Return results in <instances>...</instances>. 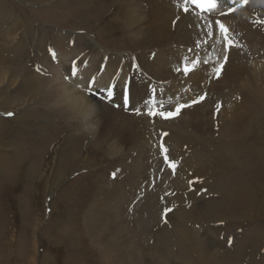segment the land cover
I'll list each match as a JSON object with an SVG mask.
<instances>
[{
    "label": "rangeland",
    "instance_id": "1",
    "mask_svg": "<svg viewBox=\"0 0 264 264\" xmlns=\"http://www.w3.org/2000/svg\"><path fill=\"white\" fill-rule=\"evenodd\" d=\"M7 1L11 3V5L9 4L10 9L20 11L22 16L32 17L39 27L36 34L38 35L39 32L37 41L34 40L36 37L31 34L33 31H30L34 44H39L35 46L33 44L30 47L28 44L26 45L25 41L14 47L18 58L25 54L24 66L26 70L37 80L39 78L42 81V76L46 75V62L52 56L49 49L54 51L58 45L62 44L68 58V64L64 63L67 64L64 70L70 73L72 65H76L83 58V49L78 46L82 45V41L81 39H77V41L71 39L73 42L71 44L69 37L58 38L55 35L64 30L70 34L78 36L83 34L86 37H89L90 33L84 28L73 32V28L83 27V25L71 24V21H68L71 16L69 12L71 6L69 8L68 6L67 8H51L46 4L41 5L44 0H32L33 3L24 4L19 0ZM116 1L118 0H108L104 4L98 2L97 7L88 8L85 11L81 9L85 7L81 2H79L80 4L76 3L77 6L74 7L77 12L80 11L95 18L107 17V12H113V9L117 13L128 14L126 5L128 4L127 8L128 6L130 8L132 0L120 1L118 6ZM142 1H136V8L142 9V11L152 8L151 5H148L150 8L138 6V3ZM250 1L247 0L246 4H242L247 10L246 13L238 14L239 17L242 16L245 19L246 23L242 21L243 24H241L236 21L239 24H234L232 17L233 14H237L236 12L243 9L242 5L239 6L241 9L237 7L238 9L234 13L228 14V17L220 18L216 15L214 19L219 18L230 30L229 35L233 37L240 38L241 33L249 30H259L260 34L264 36V10L257 11L258 7H252ZM252 1L257 5L261 4L259 0ZM181 2L183 0H179L175 4L170 2L171 5L176 6V10H181L177 14L178 17L174 14L175 16L173 15L170 19L172 22L169 20L171 26L180 18L181 13L186 15L183 13V8L181 9L184 7ZM145 3V1L142 3L144 7ZM52 4L54 3L52 2ZM192 14L196 16L194 13ZM124 20L128 32L129 26L132 25L129 24L125 16ZM55 23L70 25L72 28ZM137 23L135 20L133 21L134 37L140 35L139 38H142L144 35V31L140 27L142 23L140 22V25ZM2 25L0 23V34L3 33ZM235 27H238L239 30ZM190 28L188 27V29ZM118 31L119 41L117 44L119 45L117 46H114L112 41L100 40L96 35H91L99 44L104 43L105 48L111 49L108 52L117 53L121 57L127 56L132 59V65H137L133 61V56H135L134 53L139 52V48L133 46L130 40L120 38V35L126 34L124 30ZM128 34L132 37L131 32ZM220 35L223 34L217 31L216 37L220 38ZM240 39L249 51L251 49V53H255L248 56L256 63L243 66L241 60H233L229 67L238 66L245 69L243 71L245 80L237 79V81L225 78L224 69L221 70V74L217 78L212 69L218 63L214 64V61L211 64L209 62L205 64L203 61H209V59L199 58L210 54L203 49L205 44L197 47L196 42L192 41L191 43L190 40H179L164 46L170 50L166 53L162 51L165 55L174 51L177 57L168 61V64H163V67L167 68L166 81L150 78L149 73L133 81L129 80L133 87L139 88L136 91L133 88L135 95L131 100L137 106H140L138 102L145 94L143 90L149 88L152 89L151 92L158 94L162 105L167 104L168 107H174L169 110L172 112H175L177 105L191 104L198 96L207 94L205 99L199 103L182 108L179 114L168 118L154 116L151 120L147 119L138 123L133 141L139 145L137 142L139 140L135 138L139 132L142 133L141 136H144L143 142L141 141L145 144L144 146H147L144 140L148 138L149 147H145L146 150H150L148 161L154 163L153 159H156V166L151 168V177L146 178L148 174L145 177V186L139 187L136 191L128 189L129 185H133L130 183L132 180L126 182L123 181V178L130 176V173H135L134 164L137 160L143 159L141 148L139 150L136 147H124V142L122 146L121 143L118 146L110 141L107 127L103 135H98L90 127H87L79 117L63 115L62 119L57 120V116L54 114L52 119L54 122L57 120L58 125L48 122V127H54L53 130H49L51 133H47L48 136L39 135L37 132L34 134L32 129L23 131L26 128L24 125L29 123L24 116L21 118V122L16 123V128H19L21 133L18 134L17 131L14 137L9 138L7 135L15 128V122H11L9 119L13 115H18L19 110H0V148L12 149V146H16L17 149H20L17 154L22 153L31 158V154L40 149H42L41 152L34 154L44 155L45 150H50L49 144L46 142L52 143L65 133L67 138L63 145L68 148L69 144L76 149L71 155L73 158L79 159V161L75 160L76 165L84 159L85 155L80 156V154L83 155L85 151L89 153L88 160H85L86 163L83 166L80 164L78 167L73 163L80 169L72 171L71 175L63 182L62 187L52 196L45 195L43 204H41V194L47 187L43 185V182L38 184L37 178L34 176L29 177L25 173H19L17 168L20 157L15 159L12 155L9 154L11 157L8 155V159L4 162L3 172H0V264H264V44L252 38L250 40L246 37ZM257 39L263 40L264 43V38ZM207 40L211 45L213 40H209V38ZM217 44L223 47L224 41L220 40ZM259 45H263L262 49H258ZM253 47H258L256 51L259 50L261 53L259 62L254 56L258 53L252 52ZM193 48L194 52L189 51ZM178 49L185 51L186 54L181 57ZM161 50L162 48H156L153 53H160ZM13 55L14 53L9 51L5 52L3 57ZM185 57L189 59H185ZM222 57L219 56L218 60L220 61ZM197 58L201 64L198 68L193 69L190 61ZM163 62L165 61L163 60ZM236 63L238 64L236 65ZM226 64L228 62L224 66ZM184 67L192 69L187 76L183 75ZM177 68H180L181 71H176ZM169 70L172 72L168 73ZM50 71L51 69L47 72L50 73ZM160 71L162 69H158L155 73ZM255 71L260 75L255 76L253 74ZM193 74L196 78H193ZM155 75L157 76V74ZM188 76L190 77L188 78ZM244 82L246 86L243 85ZM148 84H158V86L148 87ZM11 86L16 87L17 84ZM9 87V85H4L0 86V89L6 90ZM24 89L26 88L22 87L20 92ZM13 91L8 90L5 93L12 96ZM117 93L114 91V102H110L105 96L102 97L101 104L109 102L113 106L121 105V94ZM30 105H32V101ZM218 106L219 111H217ZM0 107H3V104ZM40 107L43 106L40 105ZM40 107L30 106L29 114H35L36 109L40 111ZM8 113H13V115L9 116ZM39 115L46 116L45 114ZM22 123L23 125H21ZM43 124L45 123L40 121V125L45 126ZM121 129L125 132V124ZM9 130L11 131L8 132ZM14 138L15 143H13ZM161 145L167 149V153L161 151ZM165 155H168L169 163L164 161ZM130 157L135 160L134 163H131ZM11 162L16 163V168ZM171 162L175 163V170L170 167ZM9 164V167L14 168L9 170L7 168ZM121 165L125 170L123 169V173L120 172L118 176L114 177L112 174L115 173L116 167L119 168ZM126 165L127 167H125ZM14 169L15 172H13ZM11 173H16L15 179H12ZM141 173L136 172L137 175H141ZM150 179L151 182L147 184ZM100 192H108L107 195L110 197L127 199L123 204L127 214L125 218V213H123V219L127 223L136 218L140 219L136 222L133 221L137 224L134 223L136 232L135 237H132L135 243L132 241L125 261L120 256L122 249L116 243L111 242L110 236L102 231L94 233L90 229V221L86 214L90 204ZM146 203L150 205L149 210L148 205L144 206ZM42 214L43 216H41ZM99 214L101 215V213ZM37 220L42 226L39 234L36 233ZM48 221L52 227H59L62 223V229L66 228L67 231L70 229L68 236L71 235L69 239L71 249L69 251L64 244L59 245L60 241H55L57 235L51 229L50 232L43 235L42 230L47 226ZM69 225H71L70 228ZM67 237L64 236L63 240ZM44 253H47V257L43 258Z\"/></svg>",
    "mask_w": 264,
    "mask_h": 264
},
{
    "label": "bare ground",
    "instance_id": "2",
    "mask_svg": "<svg viewBox=\"0 0 264 264\" xmlns=\"http://www.w3.org/2000/svg\"><path fill=\"white\" fill-rule=\"evenodd\" d=\"M19 1L22 2L23 4L33 3L32 0H19ZM120 1H123V0L116 1L117 6H118V2ZM136 1L138 2L142 0H132L131 2L132 4L130 3L131 4L130 8L128 6L129 10L127 8L128 4L126 5V12L128 13L129 11L128 14H124L123 12L117 13V11L113 9V12H107L108 18L102 17L101 15H100L101 17L99 18H95L93 16H87L80 11L77 12L76 7H74V6H77L76 3L81 2L82 5L85 6V7H82L81 9L85 11L88 8L90 9L93 7H97V5H99L98 2L104 4L105 2L107 3L108 0H103V1L101 0H44L42 1L41 5L46 4L47 6L51 8L53 7L67 8V6L69 8L71 6V9L69 10V12L72 18L70 16V20L68 21H71L70 22L71 24H82L83 25V27L73 28L72 29L73 32L76 31L77 29L84 28L86 29L87 32H90V33H89V37H86V35H83V34L78 36V35H74L73 33L71 34L67 33L66 30L58 32L57 35H55V37H58V38L69 37L71 44H73L71 39L75 41H77V39H81L82 41V45H78V46H81L83 49V58L76 64L78 65L77 67L78 76L72 77L71 81L65 79V75L66 76L69 75V73L64 70V67H66L68 64V58H67L66 49L64 50L61 44V45H58L56 49L54 50V52L56 53V58L54 59L52 56L48 58L46 62L47 65L45 68L46 75L42 76V81H40L39 78L37 80L32 74H30L26 70L24 66L25 54L22 57L18 58V53L14 50V47H17L20 43H23L25 41H26V45L28 44L31 47L34 44L32 35L36 37L34 38L35 41H37L39 38V32H38V35H36L37 31H39V27L35 24L32 17L30 18L27 16H22L20 11H14L9 8L10 7L9 4L11 5V3H8L7 0H0V15H2L0 16V21L2 22L0 23L3 24L1 26V31L4 33V34L3 33L0 34L1 35L0 36V86H4V85L10 86L6 90L4 88L0 89V105L3 104V107H0V110H3V111L19 110V112L17 113L18 115H15V116L13 115V117L9 119V121L15 122V126H14L15 128L12 131L9 130L8 132L11 131V133L7 136H9V138L14 137L16 135L15 132L17 131L19 134L20 131H19V128L18 129L16 128L17 127L16 123L21 122L22 121L21 118L24 116L29 121V123H26L24 125V127L26 128L23 131L32 129L34 130L33 131L34 134L37 132L39 135L42 134V135L48 136L47 133H51L49 130L50 129L53 130L54 127L52 126L48 127L47 123L50 122L52 125L54 124L58 125L57 120L62 119L63 115H70V116H76V117L81 118L84 124L87 127H90L92 131H95L98 135H103L105 128L107 127L110 141L116 143L118 146L120 143L122 146L124 142V147H131V148L136 147L139 150L141 148L143 159L142 160L140 159V161L137 160V162L134 164V167L136 168L134 171L135 173H130L129 174L130 176L123 178V181H126V182H128L130 179L132 180L130 183L133 185L131 186L129 185V188H128L130 191L132 190L136 191V189H138L139 187L143 188V186H145L146 178L151 177L150 173H152L151 171L152 166H156V159H153L154 163H151L148 161L150 150L145 149V147H149L148 138L145 137L146 140H144L147 146H144L145 144L142 143L143 142L142 139H144L143 138L144 136H141L142 133L140 132L137 133V136L135 137L136 140H139L137 141L139 145H137L133 141L134 140L133 135H134L135 128L138 125V123L140 121H146L147 119L151 120L152 117L154 116L135 115L132 111H125L123 108L113 106L109 102H105V104H101L102 97H105L106 93L96 92L95 94H92V93H87L85 91H82L81 89L84 87L87 81L91 80L92 77H95V79L99 81L100 85H105L109 83L118 85L121 81H124L127 84L129 83V80L133 81L134 79L140 78L149 73L150 78L164 82L166 81L165 72L167 68H164L163 64L166 65L168 64L167 63L168 61L177 58L174 51H171V53H168L165 55L166 51L170 52V50L165 48L164 46H168L173 42H178L179 40H184V41L190 40L191 43L192 41L196 42L197 40L201 39V37H203V30L205 27L204 22L199 21L196 16H193L192 13L191 14L185 13L186 15H182L181 13L180 18H178L175 24L174 25L172 24L173 26L170 25L171 17H173L174 14H176L177 16V14L181 12V10H176V6L171 5V3H174V4L178 3L179 0H169V1L168 0H144L146 2L145 3L146 6L144 7L142 4L144 1L138 3V6H142L143 8L148 7V5L152 6L151 9L144 10V11H142V9L136 8ZM259 1L261 3L259 5H257V3H253L252 0L249 3L252 7H258L257 11L262 12V10H264V0H259ZM52 2L54 4H52ZM181 5H184L183 2H181ZM178 7H181V6H178ZM148 8H150V6ZM182 8L183 7H181V9ZM244 9L245 7H243V9H241L240 12H236L237 14H233L234 16L232 15V17L234 18L233 20L234 24H239L237 23L238 21L241 24L245 22L244 21L245 19L242 18V16L239 17L238 15V14L246 13L247 10L246 9L244 10ZM101 13L103 14V11ZM124 16L126 17V20L129 22V24L132 25L131 27L129 26L128 28V32H131L132 37L129 36L127 32ZM52 17H49V18H52ZM194 18L195 20H192ZM134 20L136 21V23L138 22L137 24H139L140 22L143 24V26L142 24L141 25L139 24L141 29L144 31L143 32L144 35L142 34L143 35L142 38H139L140 35L138 37H134V34H135L133 33V21ZM197 21L200 23L197 24L196 23ZM228 21L231 22L230 20ZM55 24L61 25V26H64L70 29L72 28L70 27V25H65V24L63 25V24H58V23H55ZM188 27H191V28L188 29ZM236 29L239 30L238 27ZM118 30H124L126 32V34L120 35V38L123 37V38L130 40L133 46H135L136 48H139L138 49L139 52L134 53L135 56H133V61L136 62L137 65L135 64L132 65V62H131L132 59H129L127 56L125 57L123 55L125 57L124 58L118 55L117 53H112L111 51L108 52L111 49L108 50L107 48H105L103 46L104 43L99 44L98 41L95 40L94 36L91 35V34L96 35V37L100 40L107 39V41H112L114 43V46H117L119 45L117 44L119 41L118 39L119 31ZM255 30H258V29H255ZM30 31H33L31 33L32 35L30 34ZM116 32H117V35H115ZM238 33L240 34V32ZM240 35H241L240 38L246 37V39L248 40L252 38L264 44L262 42L263 40L257 39V38H264V36L260 34L259 30L258 31H254V30L244 31ZM252 36H255V37L257 36V38L255 37L253 38ZM230 37L235 43L239 44L240 46L229 48L228 60H227L228 64H226L223 68L225 71L223 75L225 78H230L232 80H237V79L245 80L243 76L244 75L243 71L245 69L243 70L242 67L239 68L238 66L229 67V65L232 64L233 60H238V61L241 60L243 66L256 63L254 62V60H252L248 56L249 54L252 55L255 53H251V49L249 51L246 48V45H244L241 42V39L239 37H233L232 35H230ZM207 38L208 37H203L204 40H207ZM209 43L203 45L204 46L203 49L207 50L210 54H206L205 56H200L199 58L201 59L208 58L209 64H211L214 61H215L214 64H216L219 62L218 57L219 56L222 57L224 55V49H223L224 46L223 47L218 46L215 40L211 42V45ZM36 44H39V43H36ZM36 44H34L33 46H35ZM120 45L123 46V44H120ZM262 47L263 45H261L259 48L253 47L252 52L256 51L257 48L262 49ZM156 48H162L161 52L154 54L153 50H155ZM9 51L14 53V55L3 57L4 53L5 52L8 53ZM162 51H165V53H163ZM178 52L181 55V57H183L186 54L185 51L180 50V49H178ZM256 53L258 54L254 56L257 57L256 59H258V62H259L261 53H259V50L256 51ZM163 60L165 62H163ZM64 63H67V64H64ZM238 63H236V65ZM50 69H51L50 73L47 72ZM158 69H162V71L155 73ZM170 72H172V70H169L168 73ZM259 72L255 71L253 72V74L255 76H258L260 75ZM155 74H157V76ZM189 74H190V71H189ZM189 77L190 76H188V78ZM193 78H196L194 74H193ZM76 82L80 83L81 85L80 88L74 87V84ZM15 83L17 84V86H19L18 88H16L17 86L16 87L11 86L12 84H15ZM259 84L261 85V83ZM139 85L141 87H144V85H141V84ZM243 85L246 86V83L244 82ZM147 86L157 87L158 84H148ZM22 87H25L26 89L20 92ZM133 88H134V91L139 89L136 86H134ZM12 89H14L15 91H13ZM8 90L13 91L12 93L14 94L16 92V94L15 95L13 94L12 96H10L5 93ZM18 90L20 93L18 92ZM114 91L118 92L117 94H121V89L119 87H116ZM146 91L151 92L152 89L151 88L145 89L143 90V93H145ZM31 101H32V105H30ZM33 105L36 107L37 106L40 107V105H42L43 107H40L41 108L40 111L36 109L35 114H29V110L31 109L29 107ZM163 106L166 108V110H170V108L171 109L174 108V107H168L167 104H163ZM143 110L144 109H142V111ZM156 110L159 111L160 109L157 108ZM38 113L41 115L45 114L46 116H43V115L40 116ZM54 114H56L57 116V120L55 122L52 119ZM27 117H30V118L28 119ZM40 121L45 123L43 125H45L46 127L40 125ZM124 124H125V132H123L121 129L124 126ZM21 125H23V123ZM65 138H67V134L63 133L57 138V140L53 141L52 143L51 142L48 143L45 141L47 144H49L50 150H45L46 152L43 153L44 155L34 154L36 152H41L42 149L37 150L36 152L31 154L32 156L31 158L30 156L27 157L26 155L22 153L17 154V151L20 152V149H17L16 146H12V149H6V148L4 149L3 147H1L0 148V172H3V168L5 167L4 162L6 159H8L7 157H9L10 155H12L15 159H18V157H20L17 171L19 173H25V175L29 177L34 176L35 178H37L38 184L43 182V185L47 187V189L44 190L41 194V198H42L41 204H43L45 195L52 196L54 192H56L58 189H60V187H62L65 179L69 175H71L70 173L72 171L79 170L80 168H78L79 167L78 165L81 164L83 166L84 163H86L85 160H88L89 153L88 151H85L84 154L82 153L83 155L80 154V156L85 155L83 161L80 164L76 165L77 163L75 162L77 160L79 161V159L77 158L75 159L71 156L73 155V151H75L76 149L73 148V146L71 147L69 144H68V148L64 146L63 144H65ZM13 143H15V138H14ZM8 152H12V153H8ZM23 159L24 161H22ZM130 160H131V163H134L135 161L132 157H130ZM11 163L15 165L14 167L16 168V163L15 162H11ZM73 163L78 167L73 165ZM9 166L10 164L7 167L9 170L14 168V167L11 168ZM122 166L123 165H121L119 168L116 167L115 177L118 176L120 172L123 173L122 171L125 170L124 167ZM125 167H127V165ZM13 172H15V169ZM136 172H142L144 174L141 173V175H137ZM147 174H148V177H146ZM11 175H13L12 179L16 178V173H13V174L11 173ZM150 182H151V179L148 180L147 184H149ZM107 193L108 192H100L97 194L93 203L90 204V207H89V210L86 216L88 220L90 221V229L94 233L97 231H102L104 234L111 237L112 239L111 242L116 243L118 247L122 249L120 251V256L125 261L127 259V251L128 249H130L131 247L130 245L132 241L133 243H135L134 238L132 239V237H135V232H136L135 225L137 224L135 222L139 221L140 219L136 218L133 220L135 221L134 222L135 225L132 220L127 223L123 219V213H125L124 217L125 218L127 217L126 209L124 208V205H123L127 201V199L110 197L107 195ZM103 194L104 196H102ZM148 204L149 203H146L144 206L146 207V205ZM149 207L150 205H148V210H149ZM99 213H101V215ZM41 216H43V214ZM39 223H40L39 220H37L36 222L37 232L36 233L38 234L40 232V227H42L41 223L40 224ZM60 225L59 227H56V226L52 227V224L48 221L47 226L43 228L42 233L43 235H46L48 232H50V229H51L52 232L55 235H57L55 241L57 242L60 241L59 245L64 244L65 248L69 251L71 249V245L69 242L71 235L68 236V234H70V231H69L70 229L68 231L66 228L62 229V225L61 226ZM70 227L71 225H69V228ZM64 236L65 237L68 236V237L65 240H63ZM46 254L47 253L43 254V258L46 256Z\"/></svg>",
    "mask_w": 264,
    "mask_h": 264
},
{
    "label": "snow or ice",
    "instance_id": "3",
    "mask_svg": "<svg viewBox=\"0 0 264 264\" xmlns=\"http://www.w3.org/2000/svg\"><path fill=\"white\" fill-rule=\"evenodd\" d=\"M247 0H183V11L184 13H195L198 20L204 22V30H203V37H208L209 40H215L216 42H219L220 40L224 41V55L221 58V60L218 62L217 66L212 69L213 72H215L216 77L219 78L221 74V70L224 67V64L227 63L228 60V49L229 47H239L240 45L235 43L232 38L229 35V29L225 26L224 23L220 19H214V16L218 15L220 17H226L230 13H234L236 11V8L242 4H246ZM199 26V25H197ZM220 32L223 35L220 38L216 37V32ZM203 37L201 39L196 41V46L199 47L201 44H208V40H204ZM50 53L52 54V57L56 58V53L49 49ZM189 51H195V49H189ZM154 55V54H153ZM198 56V54H197ZM185 59H189L188 57H185ZM193 65V69L198 68L201 64V61L197 59H193L190 61ZM83 63V62H81ZM203 63L207 64L208 61L204 60ZM192 69H189L188 67H184L183 73L184 75H188L189 71ZM176 71H181L180 68H177ZM78 71L76 65H72L70 69V73L68 76H65L66 80H70L72 77H77ZM74 87L80 88L81 85L79 82H76L74 84ZM116 87H119L121 89V98H122V104L116 105L117 107H123L125 111H132L135 115H148V116H157L168 118L171 116H174L176 114H179L180 110L184 107H190L191 104L199 103L206 97V93L202 96H198L196 100H193L191 104L185 105V104H179L177 105L175 112L166 110V108L162 105V103L158 99V94H155L154 92H145V94L141 97L140 101L138 102L140 106H137V104L132 103V97L135 95V92L133 91V85L131 82L125 83L124 81H121L118 85L116 84H105L100 85L99 81L95 79V77H92L91 80L87 81L84 85V87L81 89L82 91H85L87 93L95 94L96 92H104L106 93V98L110 102H114V89ZM142 108L144 111H142ZM159 108L160 110L157 111L156 109ZM217 111H219V106L217 107ZM9 116L13 115V113H8ZM166 135V134H165ZM161 151L164 153H167V149L161 145ZM164 161L166 163H169V157L168 155L164 156ZM170 167L175 170V163L171 162ZM115 177V173L112 174ZM168 211H171V209H168Z\"/></svg>",
    "mask_w": 264,
    "mask_h": 264
}]
</instances>
